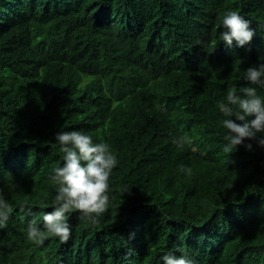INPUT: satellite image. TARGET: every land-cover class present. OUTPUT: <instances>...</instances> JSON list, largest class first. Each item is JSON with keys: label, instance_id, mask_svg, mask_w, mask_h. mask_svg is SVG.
<instances>
[{"label": "trees", "instance_id": "trees-1", "mask_svg": "<svg viewBox=\"0 0 264 264\" xmlns=\"http://www.w3.org/2000/svg\"><path fill=\"white\" fill-rule=\"evenodd\" d=\"M228 10L252 22L250 45L220 41ZM261 62L264 0H0V196L13 205L0 264H163L169 250L264 264V148L224 154L215 108ZM62 129L118 153L110 205L95 227L74 211L68 241L35 244L25 229L54 207Z\"/></svg>", "mask_w": 264, "mask_h": 264}, {"label": "clouds", "instance_id": "clouds-1", "mask_svg": "<svg viewBox=\"0 0 264 264\" xmlns=\"http://www.w3.org/2000/svg\"><path fill=\"white\" fill-rule=\"evenodd\" d=\"M251 21L236 10H228L222 14L223 29L220 41L232 46L234 41L239 47L250 45L256 36V29ZM241 77L247 85L232 88L223 99L216 102L215 108L222 115L220 124L223 132L221 151L231 156L240 146L252 150L256 143L264 148V62L242 70ZM159 108L160 106L157 105ZM105 134L108 127L105 125ZM173 143L178 148L191 144L187 134L177 136ZM55 145L63 154L61 166L55 167L49 179L56 186L51 211L43 215V227L35 221L26 229V238L41 244L48 237L68 241L72 234L69 215L78 211L81 218L89 226L95 227L107 212L110 199V178L119 164L118 153L107 140L94 141L86 131L71 129L57 132ZM191 174V169H187ZM29 213L32 209H28ZM13 214V205L0 196V228L6 227ZM163 264H196L187 253L177 255L169 250L160 257Z\"/></svg>", "mask_w": 264, "mask_h": 264}]
</instances>
